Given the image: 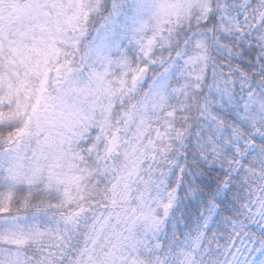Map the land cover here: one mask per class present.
Wrapping results in <instances>:
<instances>
[{
	"label": "snow or ice",
	"instance_id": "1",
	"mask_svg": "<svg viewBox=\"0 0 264 264\" xmlns=\"http://www.w3.org/2000/svg\"><path fill=\"white\" fill-rule=\"evenodd\" d=\"M0 264H264V0H0Z\"/></svg>",
	"mask_w": 264,
	"mask_h": 264
}]
</instances>
